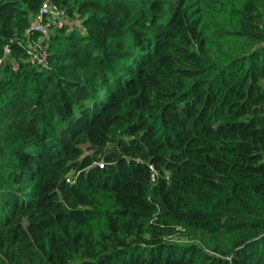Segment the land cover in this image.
Masks as SVG:
<instances>
[{
  "label": "trees",
  "instance_id": "trees-1",
  "mask_svg": "<svg viewBox=\"0 0 264 264\" xmlns=\"http://www.w3.org/2000/svg\"><path fill=\"white\" fill-rule=\"evenodd\" d=\"M57 1L43 67L0 0V264H264V0Z\"/></svg>",
  "mask_w": 264,
  "mask_h": 264
},
{
  "label": "built area",
  "instance_id": "built-area-1",
  "mask_svg": "<svg viewBox=\"0 0 264 264\" xmlns=\"http://www.w3.org/2000/svg\"><path fill=\"white\" fill-rule=\"evenodd\" d=\"M70 23L71 19L67 7L57 0H42L39 11L29 27V31L38 34L36 40H28L30 43L29 60L32 63L48 67L50 62L46 49L47 43L45 42L48 32H54L56 29L63 28ZM6 50L10 52L8 45L6 46ZM2 63L3 59H0V65Z\"/></svg>",
  "mask_w": 264,
  "mask_h": 264
},
{
  "label": "rangeland",
  "instance_id": "rangeland-1",
  "mask_svg": "<svg viewBox=\"0 0 264 264\" xmlns=\"http://www.w3.org/2000/svg\"><path fill=\"white\" fill-rule=\"evenodd\" d=\"M70 19L74 23V25L80 24V19H79L78 15H76V14L73 15V14L70 13ZM52 33L53 32H48V36H47L46 41H45L46 43H48V38H50V36L52 35Z\"/></svg>",
  "mask_w": 264,
  "mask_h": 264
}]
</instances>
